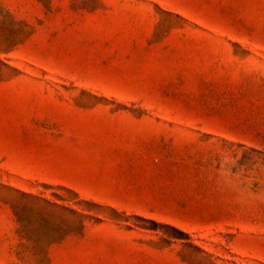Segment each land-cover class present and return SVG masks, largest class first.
I'll return each instance as SVG.
<instances>
[{"label": "rangeland", "instance_id": "rangeland-1", "mask_svg": "<svg viewBox=\"0 0 264 264\" xmlns=\"http://www.w3.org/2000/svg\"><path fill=\"white\" fill-rule=\"evenodd\" d=\"M0 264H264V0H0Z\"/></svg>", "mask_w": 264, "mask_h": 264}]
</instances>
